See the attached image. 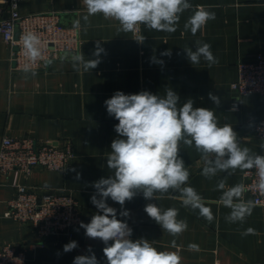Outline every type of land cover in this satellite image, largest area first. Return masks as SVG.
Segmentation results:
<instances>
[{"label": "crops", "instance_id": "0c3cea01", "mask_svg": "<svg viewBox=\"0 0 264 264\" xmlns=\"http://www.w3.org/2000/svg\"><path fill=\"white\" fill-rule=\"evenodd\" d=\"M193 9L181 14L175 33L157 32L141 26L145 39L117 31L118 23L102 15L87 14L83 0H21V14L54 13L66 25L80 21L81 53L85 59H94L95 42L99 40L105 53L101 63L91 71H76L70 58L52 61L37 71V75L12 68L10 50L0 37V142L4 137L30 138L38 143L57 145L69 141L73 159L62 172L33 168L29 175L10 172L0 182V246L16 244L25 246L26 264H73L78 255L95 254L99 264H107L100 239L86 236L79 225L70 239H48L43 246L30 226H22L4 216L6 203L15 193V186L35 188L38 195L52 192L69 194L78 202L82 222L87 224L95 214H102L90 201L96 190L94 182L111 175L106 156L111 142L117 138L105 100L116 91L137 94L147 90L163 96L171 88L180 97L182 105L188 99L194 107L214 110L219 124H231L238 134L241 146H247L264 155L260 145L264 142L254 135V123L264 117V98L258 94L238 97L231 89L237 76V63L249 62L256 54L264 55V0H188ZM195 5H203L214 11L216 18L195 36L185 32L183 24L192 14ZM211 45L218 63L208 66L201 58L193 65L187 58L185 47L195 50V42ZM171 50V56L161 53ZM163 61V63H160ZM209 93L220 98L219 107L209 99ZM236 110L233 111V106ZM180 157L190 171L188 185L206 200L215 219L209 223L198 210L185 208L170 190L163 199H145L138 192L123 206L110 198L107 203L117 210V218L125 221L132 230L133 240L147 239L159 250L178 251L181 264H264V208L255 206L244 223H229L225 216L229 209L218 202L220 191L214 190L218 182L226 178L227 186L244 182L242 172L234 174L217 172L210 178L201 175L204 160L195 147L180 143ZM210 159H215L214 154ZM77 174L80 178L77 179ZM159 195V194H157ZM245 199H251L245 194ZM155 203L162 209L175 207L179 219L188 223L187 230L172 237L160 225L148 217L144 208ZM128 211L127 217L120 212ZM252 228L254 233L245 235ZM175 239L177 248L171 247ZM76 241L78 247L65 253L63 246ZM195 243L198 251L188 250ZM36 244V246H35ZM91 247V252L88 251Z\"/></svg>", "mask_w": 264, "mask_h": 264}, {"label": "clouds", "instance_id": "9594fccd", "mask_svg": "<svg viewBox=\"0 0 264 264\" xmlns=\"http://www.w3.org/2000/svg\"><path fill=\"white\" fill-rule=\"evenodd\" d=\"M83 4L87 10L83 16L85 22L91 16L100 14L105 19L116 21L119 25L117 31L132 33L140 42L145 39L143 35H137L141 26L157 32L175 33L181 14L193 9L188 0H83ZM215 18L214 11L195 5L183 29L195 36ZM74 27L80 28L79 20L74 22ZM20 42L27 60L22 71L35 76L37 71L32 65L42 59L41 38L37 33L28 31L21 34ZM184 51L193 65L199 64L201 58L209 67L218 63L208 43L198 40L195 50L185 47ZM104 53L105 49L97 40L94 59L86 60L83 53L78 52L71 56L70 61L76 71L87 72L97 68ZM161 56L170 57L171 50L162 52ZM62 59H68V56ZM51 64L49 60L44 66ZM209 99L219 107L218 96L209 93ZM104 103L108 115L118 121L114 125L117 138L111 142V151L106 156V165L112 174L92 185L96 192L90 201L102 214L93 215L89 223L81 222L79 227L85 230L87 237L104 242L103 253L107 264H181L178 251L159 250L147 239H130L132 230L125 221L117 218V210L107 203L109 198L123 206L138 192H142L145 199H163L172 190L179 193L175 199L183 207L198 210L199 215L209 223L215 219L212 209L206 206V200L188 185L190 171L179 155L181 142L188 147L194 146L201 154L205 163L201 175L205 178L213 177L217 172L232 175L239 170L247 175L248 171L255 170L254 188L264 195V155L253 152L247 146L242 147L232 125L225 123L221 126L214 110L194 107L191 99L181 105L179 95L171 88H167L163 96L147 90L137 94L116 91ZM232 110H236L235 105ZM260 147L264 151V143ZM213 154L215 159H210ZM76 178L79 179L80 175L77 174ZM214 190L222 193L218 202L230 210L225 216L227 222L242 224L252 214L255 202L245 199L249 191L245 183L227 186L225 178L218 182ZM144 211L172 237L181 235L188 228L187 221L178 218L179 210L175 207L162 209L155 203H148ZM120 215L127 217L129 213L125 210ZM252 233V228L244 232L245 235ZM77 247L76 241H70L63 246V251L71 252ZM171 247L177 248L175 239L171 241ZM188 250L198 251L199 246L190 243ZM88 251H92L91 247ZM73 264L99 262L95 254L78 255Z\"/></svg>", "mask_w": 264, "mask_h": 264}, {"label": "built area", "instance_id": "2783aa9c", "mask_svg": "<svg viewBox=\"0 0 264 264\" xmlns=\"http://www.w3.org/2000/svg\"><path fill=\"white\" fill-rule=\"evenodd\" d=\"M20 1L0 0V37L10 50L14 70L22 71L27 62L21 51L20 36L28 31L37 33L42 41V59L32 65L36 71L49 60H59L81 51L79 29L64 24L54 13L21 14ZM231 89L238 97L258 94L264 98V55L256 54L249 62L237 63V76ZM253 130L256 138L264 142V117L255 121ZM73 157L69 141L52 145L30 138L4 137L0 142V182L10 172L29 175L35 167L64 173ZM243 177V183L249 187L247 194L255 206L264 208V195L254 188L255 170L248 171ZM4 216L22 226H30L40 246L48 239H70L73 230L82 222L79 204L73 196L52 192L38 195L35 188L23 185L15 186L13 197L6 203ZM28 249L29 246L16 244L0 246V264H26Z\"/></svg>", "mask_w": 264, "mask_h": 264}]
</instances>
